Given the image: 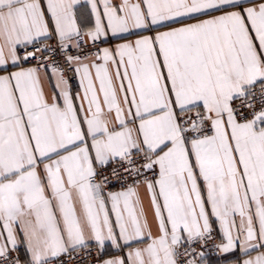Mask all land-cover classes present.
Wrapping results in <instances>:
<instances>
[{
  "label": "snow or ice",
  "instance_id": "1",
  "mask_svg": "<svg viewBox=\"0 0 264 264\" xmlns=\"http://www.w3.org/2000/svg\"><path fill=\"white\" fill-rule=\"evenodd\" d=\"M0 264H264V0H0Z\"/></svg>",
  "mask_w": 264,
  "mask_h": 264
},
{
  "label": "crops",
  "instance_id": "2",
  "mask_svg": "<svg viewBox=\"0 0 264 264\" xmlns=\"http://www.w3.org/2000/svg\"><path fill=\"white\" fill-rule=\"evenodd\" d=\"M143 194V193H142ZM145 206L147 207V198L145 197Z\"/></svg>",
  "mask_w": 264,
  "mask_h": 264
}]
</instances>
